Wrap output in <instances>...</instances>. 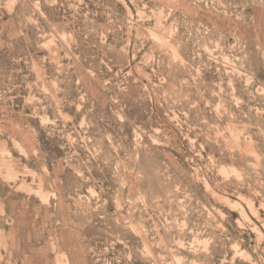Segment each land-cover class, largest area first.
<instances>
[{
	"label": "rangeland",
	"instance_id": "1",
	"mask_svg": "<svg viewBox=\"0 0 264 264\" xmlns=\"http://www.w3.org/2000/svg\"><path fill=\"white\" fill-rule=\"evenodd\" d=\"M0 264H264V0H0Z\"/></svg>",
	"mask_w": 264,
	"mask_h": 264
}]
</instances>
